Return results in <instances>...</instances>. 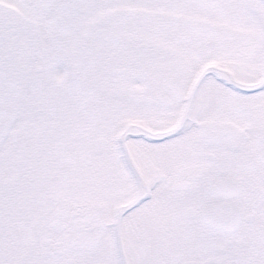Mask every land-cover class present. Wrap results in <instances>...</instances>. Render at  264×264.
Returning a JSON list of instances; mask_svg holds the SVG:
<instances>
[{"label": "snow or ice", "instance_id": "snow-or-ice-1", "mask_svg": "<svg viewBox=\"0 0 264 264\" xmlns=\"http://www.w3.org/2000/svg\"><path fill=\"white\" fill-rule=\"evenodd\" d=\"M0 264H264V0H0Z\"/></svg>", "mask_w": 264, "mask_h": 264}]
</instances>
